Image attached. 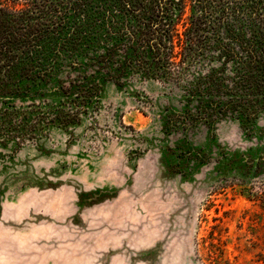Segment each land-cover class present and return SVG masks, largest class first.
<instances>
[{
	"label": "rangeland",
	"instance_id": "obj_1",
	"mask_svg": "<svg viewBox=\"0 0 264 264\" xmlns=\"http://www.w3.org/2000/svg\"><path fill=\"white\" fill-rule=\"evenodd\" d=\"M185 104L109 83L80 125L0 147V264H264V115L165 130Z\"/></svg>",
	"mask_w": 264,
	"mask_h": 264
},
{
	"label": "trees",
	"instance_id": "obj_2",
	"mask_svg": "<svg viewBox=\"0 0 264 264\" xmlns=\"http://www.w3.org/2000/svg\"><path fill=\"white\" fill-rule=\"evenodd\" d=\"M175 85L163 128L264 115V0H0V147L80 125L107 84Z\"/></svg>",
	"mask_w": 264,
	"mask_h": 264
}]
</instances>
